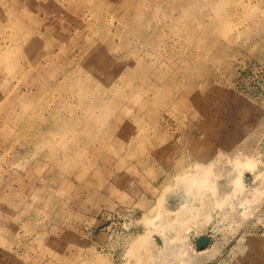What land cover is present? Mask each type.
Listing matches in <instances>:
<instances>
[{
	"label": "rangeland",
	"instance_id": "374dc122",
	"mask_svg": "<svg viewBox=\"0 0 264 264\" xmlns=\"http://www.w3.org/2000/svg\"><path fill=\"white\" fill-rule=\"evenodd\" d=\"M0 264H264V0H0Z\"/></svg>",
	"mask_w": 264,
	"mask_h": 264
},
{
	"label": "bare ground",
	"instance_id": "6f19581e",
	"mask_svg": "<svg viewBox=\"0 0 264 264\" xmlns=\"http://www.w3.org/2000/svg\"><path fill=\"white\" fill-rule=\"evenodd\" d=\"M136 12L134 13V14H136V15H139V14H142L143 12L141 11V9H136L135 10ZM132 251H134V250H132ZM134 256H137L136 254L134 255ZM138 257V256H137Z\"/></svg>",
	"mask_w": 264,
	"mask_h": 264
}]
</instances>
